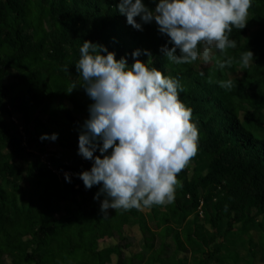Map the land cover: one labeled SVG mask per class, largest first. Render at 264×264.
<instances>
[{
    "label": "trees",
    "instance_id": "1",
    "mask_svg": "<svg viewBox=\"0 0 264 264\" xmlns=\"http://www.w3.org/2000/svg\"><path fill=\"white\" fill-rule=\"evenodd\" d=\"M118 2L0 0V264H108L113 255L117 264H188V252L192 264H253L259 254L264 262V0H252L243 29L233 27L229 38L236 48L215 56L231 58L223 70L199 60L169 63L160 51L167 37L154 22L142 30L128 25ZM155 2L144 0L150 8ZM84 40L126 57L129 65L137 49L146 61V49L155 67L180 81L198 148L177 174L172 203L102 215L103 195L93 198L99 185L86 189L78 176L66 182L59 175L91 167L78 154L91 101L83 88L68 92L72 83L79 86L75 63ZM247 49L255 68L231 79ZM229 79L230 90L219 87L217 81ZM14 112L21 113L20 123ZM53 132L55 141L39 139ZM51 144L58 149L51 151ZM200 210L209 228L200 223ZM134 224L142 248L127 253L125 227ZM99 235L113 241L101 246ZM238 242L251 258L241 257Z\"/></svg>",
    "mask_w": 264,
    "mask_h": 264
},
{
    "label": "clouds",
    "instance_id": "2",
    "mask_svg": "<svg viewBox=\"0 0 264 264\" xmlns=\"http://www.w3.org/2000/svg\"><path fill=\"white\" fill-rule=\"evenodd\" d=\"M251 5L252 0H158L150 8L144 0H119L116 9L136 30L155 23L167 37L160 51L169 63L191 65L199 60L223 70L231 67V58L221 60L213 51L224 57L227 49L236 48L229 34L233 27H245ZM141 54L134 50L129 65L126 57L117 59L106 46L84 40L75 63L79 86L74 82L68 90L83 88L91 101L78 135V154L91 161V167L78 178L86 189L99 185L93 198L103 195L102 215L109 209L172 203L177 174L198 148V129L192 109L180 99V81L155 67L150 51L143 50L146 61L139 59ZM239 63L247 69L254 63L253 52L240 53ZM197 74L204 76L203 71ZM217 83L225 90L234 86L230 79ZM57 138L55 132L39 137ZM97 150L100 155H94ZM64 179L70 182L68 173Z\"/></svg>",
    "mask_w": 264,
    "mask_h": 264
},
{
    "label": "rangeland",
    "instance_id": "3",
    "mask_svg": "<svg viewBox=\"0 0 264 264\" xmlns=\"http://www.w3.org/2000/svg\"><path fill=\"white\" fill-rule=\"evenodd\" d=\"M259 28H260V26L257 25V26L254 27L253 30H257ZM217 54H218V52L213 51V55L214 56H216ZM211 65H213V63L208 64V65H203V66L209 67ZM254 68H255V62L252 63L247 69H243V68H241V66H239V67H237L236 71H234V72L231 71L229 73V76H230L231 79L241 78L246 70L252 71ZM11 117L16 122H19V123L21 122V113L14 112ZM49 149L51 151H54V150L58 149V146L56 144H51V145H49ZM29 187H30L29 180L26 179V181L22 184V188H23L24 191H27L29 189ZM140 209L143 212H147L148 211L147 207H141ZM199 215H200V218H201L200 223L204 224L207 228H209V225L206 224L205 221H204L203 212L201 210L199 212ZM125 232L130 236V239H131L130 240L131 246H130V248L126 249V252L130 253L131 251L132 252H134V251L136 252V251L141 250V248H142L141 247V240H142L143 235H142V232L140 230L139 225L134 224V225L127 226V227H125ZM251 233L254 236V239L258 240V238L260 236L259 231L256 230V229H253L251 231ZM97 239L100 241L101 246L108 245V244H110L113 241L112 239L106 237L105 235H101V236L99 235V237ZM235 247L238 250V252L241 255V257L251 258V256H249L248 253H247L246 247L241 242H238ZM187 255L190 257V260L188 261V264H192V261H191L192 253L188 252ZM253 258H254V259H252L253 264H264V262L261 259L260 254L257 255L256 257H253ZM108 264H117L116 255H113L112 261L110 263H108ZM213 264H215V263H213ZM228 264H235V263L229 262ZM238 264H247V263L245 261L241 260V262H239Z\"/></svg>",
    "mask_w": 264,
    "mask_h": 264
},
{
    "label": "built area",
    "instance_id": "4",
    "mask_svg": "<svg viewBox=\"0 0 264 264\" xmlns=\"http://www.w3.org/2000/svg\"><path fill=\"white\" fill-rule=\"evenodd\" d=\"M58 173H60L59 175H64L65 173H68L70 176H78V173H76V172H72V171H66V172H58Z\"/></svg>",
    "mask_w": 264,
    "mask_h": 264
}]
</instances>
